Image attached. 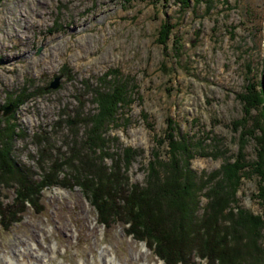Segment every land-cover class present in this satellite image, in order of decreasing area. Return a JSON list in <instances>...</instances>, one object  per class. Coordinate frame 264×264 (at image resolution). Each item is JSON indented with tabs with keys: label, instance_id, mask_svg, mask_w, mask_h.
I'll return each mask as SVG.
<instances>
[{
	"label": "rangeland",
	"instance_id": "374dc122",
	"mask_svg": "<svg viewBox=\"0 0 264 264\" xmlns=\"http://www.w3.org/2000/svg\"><path fill=\"white\" fill-rule=\"evenodd\" d=\"M163 24L170 27L165 44L158 40ZM114 69L130 84L131 102L110 125L108 151H137L122 169L129 181L144 183L154 153L167 158L166 143L157 140L169 126L189 143V166L202 180L239 149L245 159H257L256 138L244 131L254 119L264 126L262 105L245 113L240 96L251 86L264 93V0H189L186 6L174 0H0V112L23 130L13 152L34 177L41 157L71 155L73 137L81 145L83 127L73 135L67 113L78 98L84 110L93 109L86 83L95 85ZM56 75L58 85L49 87ZM25 88L24 102L3 107ZM38 132L48 144H39ZM45 146L50 152L41 150ZM240 181L231 205L263 214L258 175L249 170ZM40 194L37 207L19 208L18 221L0 219V264H45L47 257L49 264H165L121 221L100 223L78 184H52ZM14 195L12 186L0 187L4 205ZM206 202L200 194L199 211ZM242 230L246 244L256 245L258 235L264 249V222L258 234ZM239 235L233 238L240 241ZM190 259L187 264H212Z\"/></svg>",
	"mask_w": 264,
	"mask_h": 264
},
{
	"label": "trees",
	"instance_id": "16d2710c",
	"mask_svg": "<svg viewBox=\"0 0 264 264\" xmlns=\"http://www.w3.org/2000/svg\"><path fill=\"white\" fill-rule=\"evenodd\" d=\"M174 1L182 6L189 3V0ZM169 28L167 24L161 26L160 43L165 44ZM86 85L95 107L84 110V101L78 98L79 105L65 119L75 136L83 127L81 145L77 147L73 137L75 145L71 155L41 157L38 178L14 156L15 139L24 135L23 130L11 117L0 112V187L12 186L15 193L7 205L0 200V219L5 225L18 221L20 209L27 204L37 207L44 187L78 184L95 208L100 223L105 226L121 221L132 237L146 243L165 264H187L192 256L212 264H264V249L257 243L258 235L254 238L256 245H252V242L246 244L247 235L241 234L242 227L245 232L258 234L263 227L264 213L253 214L237 208L238 205L232 211L231 205L236 200L241 178L249 170L258 175L256 196L264 204V126L254 119L253 127L244 131L256 138L257 159H245L239 149L235 159L223 163L204 180L189 166L193 157L189 143L175 136L169 126L163 138L157 140L159 144L166 143L167 158L154 153L145 167L144 183L131 182L122 169L128 168L137 151L129 146L108 151V142L114 138L110 136V125L116 124L118 110L131 102V86L116 69L106 71L95 85ZM29 94L26 88L11 94L3 107L16 108ZM240 97L245 113L262 105L260 114L264 119V93L262 96L251 86ZM256 128L261 133L256 134ZM37 134L41 137L39 144H48L41 132ZM41 150L50 152L48 146ZM107 157L111 160L109 164L103 162ZM200 194L207 198L202 211H199ZM236 233H240V241L233 238Z\"/></svg>",
	"mask_w": 264,
	"mask_h": 264
},
{
	"label": "water",
	"instance_id": "95a60500",
	"mask_svg": "<svg viewBox=\"0 0 264 264\" xmlns=\"http://www.w3.org/2000/svg\"><path fill=\"white\" fill-rule=\"evenodd\" d=\"M59 79H60V75H56V76L53 78V80L50 82L49 87H56V86L58 85V83H59ZM9 107H10V106H9ZM9 107L5 108V111H7V109H8Z\"/></svg>",
	"mask_w": 264,
	"mask_h": 264
},
{
	"label": "bare ground",
	"instance_id": "6f19581e",
	"mask_svg": "<svg viewBox=\"0 0 264 264\" xmlns=\"http://www.w3.org/2000/svg\"><path fill=\"white\" fill-rule=\"evenodd\" d=\"M50 259H51V257H47L45 259V264H49ZM107 264H121V263L120 262H116L113 259H111V260H108V263Z\"/></svg>",
	"mask_w": 264,
	"mask_h": 264
}]
</instances>
